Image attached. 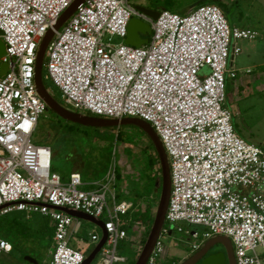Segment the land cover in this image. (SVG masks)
I'll list each match as a JSON object with an SVG mask.
<instances>
[{
    "label": "built area",
    "instance_id": "2783aa9c",
    "mask_svg": "<svg viewBox=\"0 0 264 264\" xmlns=\"http://www.w3.org/2000/svg\"><path fill=\"white\" fill-rule=\"evenodd\" d=\"M75 1L0 0V39L6 45L0 72L8 65L0 74V218L23 212L50 219L55 251L48 264H83L84 254L70 246L76 219L55 208L82 212L102 221L108 234L100 264L126 263L117 249L120 242L134 243L126 219L134 205L118 201L116 166L85 190L80 174L64 182L52 172L51 147L32 141L49 113L36 90L37 52ZM133 18L152 28L141 48L125 42ZM258 36L231 28L215 4L186 15L162 11L154 21L131 0H87L56 33L46 55L45 79L64 106L96 117L139 118L158 134L172 179L162 236L189 234L193 252L225 236L236 264H264V148L238 135L225 93L227 79L237 78L229 63L242 52L238 41ZM183 224L205 231L184 230ZM161 238L147 264H168ZM12 251L0 237V260Z\"/></svg>",
    "mask_w": 264,
    "mask_h": 264
},
{
    "label": "rangeland",
    "instance_id": "374dc122",
    "mask_svg": "<svg viewBox=\"0 0 264 264\" xmlns=\"http://www.w3.org/2000/svg\"><path fill=\"white\" fill-rule=\"evenodd\" d=\"M139 1L131 0L134 5ZM167 1L172 4V9L168 11L185 15L190 7L200 0H151L157 4L156 7L160 12L163 11V4ZM205 4L219 6L231 28L250 29L259 34L254 41H238L237 44L242 52L235 58L234 67H231V62L229 63V69L235 70L237 78L227 79L225 93L226 106L232 114V123L236 132L246 142L264 148V0H217L208 1ZM114 40L116 43L120 42L118 38ZM253 43L256 46L250 49ZM247 45L249 47H246ZM46 64L47 58H45L43 67L44 77L47 75ZM249 69L251 73L246 74ZM208 72L207 68L203 71L204 74ZM241 79L246 82L244 87L240 84ZM46 83L50 92L60 102H63L52 82L46 80ZM54 124H57L56 129L53 127ZM125 127H120L121 129L81 127V131H89L93 138H87L80 132L66 133V137L62 138L59 133L62 132L63 135L64 128L48 115L41 118L32 141L37 145L51 147L53 151L52 172L59 174L61 178H70V175L78 170L81 172L83 181L98 180L104 174L103 170L106 165L116 166L122 174V180L116 185L118 201H131L134 198L133 189L143 186L141 182L142 154L138 153L146 148L147 153H152V149H149L147 138ZM119 131L124 135V139L117 141ZM93 188V186L83 187L85 190ZM150 204L154 205L153 209L156 211L158 200L155 198ZM142 205L144 210L148 206L147 203ZM49 222V219L41 215L28 217L23 212H13L1 217L0 236L10 241L14 249L9 255L3 256L0 261L4 264H30L25 261V257H31L39 264H48L51 260V253L55 251L53 238L49 236L50 231L47 232L46 224ZM76 227L75 237L72 238L70 246L82 252L87 258L97 245L91 240L92 233L95 232L102 237L103 231L98 225L82 219L78 220ZM193 228L200 233L205 231L202 227L194 226ZM129 232L130 237L136 233L132 230ZM181 234L174 233L172 240L166 236L161 238L168 250V256L177 261H182L194 253L192 242H188ZM138 246L140 243L134 247L129 241L120 242L117 249L118 255L127 258V262L116 264H130L135 261L139 255L136 250ZM219 250L222 248L216 246L211 252ZM97 262L98 259L94 264Z\"/></svg>",
    "mask_w": 264,
    "mask_h": 264
},
{
    "label": "water",
    "instance_id": "95a60500",
    "mask_svg": "<svg viewBox=\"0 0 264 264\" xmlns=\"http://www.w3.org/2000/svg\"><path fill=\"white\" fill-rule=\"evenodd\" d=\"M87 0H76L59 18L57 23L50 29L45 37L42 39L36 57L35 63V84L39 97L47 105L48 110L55 113L61 119L76 124L82 127L89 128H120L125 126H134L142 130L148 138L152 141L155 150L158 154L161 168V192L158 199V206L154 211V221L143 245L140 254L138 255L135 264H147L151 257L157 242L162 236L163 229L165 227L166 214L170 202V196L172 192V179L171 169L168 160L167 153L156 131L153 129L150 123L139 118H123V119H109L104 117H94L92 115L78 113L63 106L56 97L46 87L44 82L43 67L45 58L47 55L48 47L51 41L54 39L57 32L70 20L75 14L77 9L83 5ZM208 1L217 0H200L190 7V11L198 7L200 4H204ZM136 9L154 21L159 18L160 11L149 9L147 7L136 6ZM152 34L151 25L137 18H133L128 25V33L126 38V44L141 48L149 43V36ZM6 54V45L2 39H0V58ZM8 71V65L2 66L0 74L4 76ZM159 190L157 189L156 193ZM57 210L64 211L70 216L76 219H82L90 221L98 225L102 231L103 236L99 244L95 247L92 253L85 259L83 264H94L98 259L99 254L103 247L107 243L108 234L104 228V223L96 218L88 216L82 212H77L69 209L55 208ZM172 233V232H171ZM187 237V236H186ZM188 242H192L191 236L186 239ZM220 246L222 250L211 252L213 248ZM166 251V250H165ZM25 261L30 264H39L36 259L31 257H25ZM180 264H236L234 248L231 240L225 236H216L206 241L201 248L187 257Z\"/></svg>",
    "mask_w": 264,
    "mask_h": 264
},
{
    "label": "trees",
    "instance_id": "16d2710c",
    "mask_svg": "<svg viewBox=\"0 0 264 264\" xmlns=\"http://www.w3.org/2000/svg\"><path fill=\"white\" fill-rule=\"evenodd\" d=\"M150 2H151V0H150ZM202 5H206V4L205 3L200 4L199 6H202ZM156 6H157V4H154V2H151V9L159 11V9ZM163 8H164L163 11H168V10L172 9L171 2L167 1L166 3H164ZM189 12H190V9L188 10V12L186 14H188ZM44 82H45L46 87L48 89H50L46 83L45 77H44ZM60 103L64 106L63 102H60ZM48 115L51 116L52 120H57L58 124L62 125V127L64 128L65 133H63V135H62V132L59 133L62 138L66 137L65 136L66 133L73 134V133H79V132L84 134L85 137H87V138H93V137H91V133H89V131H84V130L81 131L82 126L67 122V121L61 119L59 116H57L52 111H49ZM55 126L57 127V124L53 125L54 128H55ZM125 128H131V129L135 130L139 135L147 138L149 141V149H152V153H147V148L143 149L141 152L138 153V154H142V160H141L142 161V174H141L142 180H141V182H142L143 186L137 187L136 189H133L132 194H133L134 198H133V200H131L129 202L133 203L134 210L132 212H130L126 218L129 221V227H127V228H129V231L131 230V228L135 227L136 224H140L146 228V236L142 241V244L144 245L146 242V239L149 235V232L151 230V227H152V224L154 221V215H155L153 207L151 206L150 202L155 200V198H156V200H158L160 197V192H161L160 161H159L158 154L155 150V147H154L152 141L148 138V136L142 130H140L134 126H127ZM102 134L104 135V133H102ZM117 136H118L117 141H120L124 137V135L122 134L121 131H119ZM109 167H110L109 164L105 166V168L103 170L104 174L107 173ZM116 171H117V181L122 180L121 172L119 171V169H116ZM104 174L100 178L105 176ZM62 178L66 182L68 181V179H70V178H64V177H62ZM156 189L159 190L157 193H156ZM123 201H125V200H123ZM144 203H147V205H148L145 210L143 209V205H142ZM126 241H128V240H126ZM126 241H123V242H126ZM130 243H132V242H130ZM174 261H175L174 264H180L181 260H178V261L174 260ZM135 262H136V260L130 264H135Z\"/></svg>",
    "mask_w": 264,
    "mask_h": 264
},
{
    "label": "crops",
    "instance_id": "0c3cea01",
    "mask_svg": "<svg viewBox=\"0 0 264 264\" xmlns=\"http://www.w3.org/2000/svg\"><path fill=\"white\" fill-rule=\"evenodd\" d=\"M135 6H141V7H147V8H149V9H151V2L150 1H147V0H140L138 3H136L135 4ZM242 30H250V29H242ZM250 31H253V30H250ZM256 32V31H255ZM252 41H254V40H252ZM263 42H264V39H263ZM251 46V45H250ZM255 46H256V44L255 43H253V45H252V48L250 47V49H254L255 48ZM246 47H249V45H247ZM254 51V50H253ZM237 57V56H236ZM236 57H233V56H231V67H234V62H235V58ZM251 73V70L249 69V70H247L246 71V74H250ZM246 82H244V80L243 79H241L240 80V84H241V86H243L244 87V84H245ZM239 135V134H238ZM240 136V135H239ZM112 167V165H110V167L108 168V171H107V173L109 172V170H110V168ZM74 173H78V174H80L81 175V172L80 171H78V170H75L72 174H74ZM107 173L106 174H104L105 176L107 175ZM71 174V175H72ZM70 175V176H71ZM82 176V175H81ZM105 176H103L102 178H99L98 180H93V181H84V183H85V186L86 187H92L95 183H97V182H99V181H102L103 179H104V177ZM83 179V178H82ZM117 183H118V181H117ZM84 186V187H85ZM94 187V186H93ZM117 187V186H116ZM28 217H30V216H28ZM45 219H48V218H45ZM76 219V218H75ZM78 220L79 219H76L75 220V225L77 226V224H78ZM49 223L48 224H46V227H47V232L49 233V231H50V233H49V236L51 235L52 236V238H54V233H55V228L53 227V223H52V221L49 219ZM183 227H184V230H188V231H195L194 230V228L193 227H188V226H186V225H182ZM76 230H77V227H75V229H74V234H73V236L71 237V240H72V238H74L75 237V233H76ZM131 230L132 231H134V232H136L135 233V235H133L132 237H130V238H132V239H134V240H136V241H134L133 240V242L134 243H132V245L134 246V247H136V245L138 244V243H140V246H138L137 248H136V250H137V252L140 254V252H139V250H140V248H142L143 247V244H142V241H143V239L145 238V236H146V228H145V230L143 231H140V229L139 228H136V227H133V228H131ZM174 233H178L177 231H174V232H172V233H170L169 234V236H166L168 239H170V240H172L173 239V235H174ZM178 234H181V233H178ZM185 239H188V236H189V234H186V233H184V234H181ZM50 236V237H51ZM92 236H97L98 237V240L97 241H93L92 240ZM187 236V237H186ZM1 237V236H0ZM1 238H3V237H1ZM3 239H5V240H7L6 238H3ZM101 239H102V237H100L99 235H97V233H92V235H91V240H92V242H96L97 243V245L99 244V242L101 241ZM71 240H70V244H71ZM8 241V240H7ZM10 244H11V242L10 241H8ZM53 243H54V240H53ZM96 245V246H97ZM13 246V245H12ZM13 249H14V247H13ZM165 259H166V262L168 263V264H174L175 263V261H174V259L172 258V257H169L168 256V250L166 249V247H165ZM196 252V251H195ZM185 260V259H184ZM184 260H182V261H184ZM182 261H180V263L182 262ZM97 264H100V260L98 259V262H97Z\"/></svg>",
    "mask_w": 264,
    "mask_h": 264
}]
</instances>
